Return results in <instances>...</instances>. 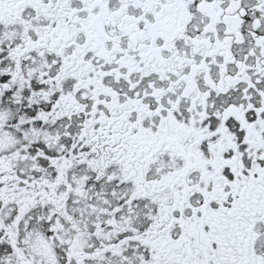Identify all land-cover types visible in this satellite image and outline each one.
<instances>
[{
    "label": "snow or ice",
    "instance_id": "1",
    "mask_svg": "<svg viewBox=\"0 0 264 264\" xmlns=\"http://www.w3.org/2000/svg\"><path fill=\"white\" fill-rule=\"evenodd\" d=\"M0 264H264V0H0Z\"/></svg>",
    "mask_w": 264,
    "mask_h": 264
}]
</instances>
